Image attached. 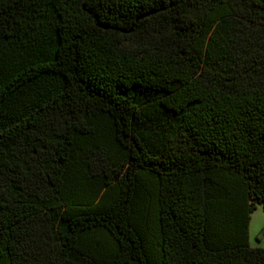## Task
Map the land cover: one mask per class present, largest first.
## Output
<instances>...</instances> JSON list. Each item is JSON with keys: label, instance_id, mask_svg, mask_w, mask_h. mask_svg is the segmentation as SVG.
Instances as JSON below:
<instances>
[{"label": "trees", "instance_id": "obj_1", "mask_svg": "<svg viewBox=\"0 0 264 264\" xmlns=\"http://www.w3.org/2000/svg\"><path fill=\"white\" fill-rule=\"evenodd\" d=\"M264 0H0V264H264Z\"/></svg>", "mask_w": 264, "mask_h": 264}, {"label": "rangeland", "instance_id": "obj_2", "mask_svg": "<svg viewBox=\"0 0 264 264\" xmlns=\"http://www.w3.org/2000/svg\"><path fill=\"white\" fill-rule=\"evenodd\" d=\"M249 244L251 247L264 248V207L261 204H256L251 213Z\"/></svg>", "mask_w": 264, "mask_h": 264}]
</instances>
